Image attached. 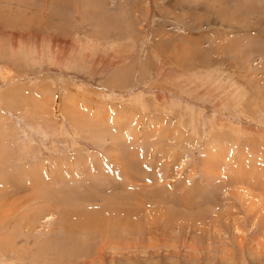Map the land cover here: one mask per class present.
Returning a JSON list of instances; mask_svg holds the SVG:
<instances>
[{"label":"rangeland","instance_id":"1","mask_svg":"<svg viewBox=\"0 0 264 264\" xmlns=\"http://www.w3.org/2000/svg\"><path fill=\"white\" fill-rule=\"evenodd\" d=\"M0 264H264V0H0Z\"/></svg>","mask_w":264,"mask_h":264},{"label":"bare ground","instance_id":"2","mask_svg":"<svg viewBox=\"0 0 264 264\" xmlns=\"http://www.w3.org/2000/svg\"><path fill=\"white\" fill-rule=\"evenodd\" d=\"M39 197V196H38ZM44 210V209H43ZM47 210V209H46ZM44 213H46V212H44ZM53 217L51 216V215H48V216H46L45 218H44V221H48V220H50V219H52Z\"/></svg>","mask_w":264,"mask_h":264},{"label":"crops","instance_id":"3","mask_svg":"<svg viewBox=\"0 0 264 264\" xmlns=\"http://www.w3.org/2000/svg\"><path fill=\"white\" fill-rule=\"evenodd\" d=\"M123 130V129H122ZM238 130V129H237Z\"/></svg>","mask_w":264,"mask_h":264}]
</instances>
